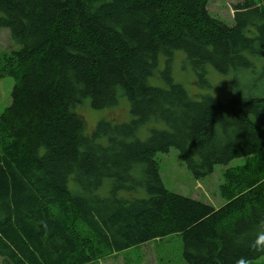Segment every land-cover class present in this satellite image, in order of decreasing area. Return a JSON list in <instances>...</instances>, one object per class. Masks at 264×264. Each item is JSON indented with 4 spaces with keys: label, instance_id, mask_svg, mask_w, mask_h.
Listing matches in <instances>:
<instances>
[{
    "label": "trees",
    "instance_id": "trees-1",
    "mask_svg": "<svg viewBox=\"0 0 264 264\" xmlns=\"http://www.w3.org/2000/svg\"><path fill=\"white\" fill-rule=\"evenodd\" d=\"M208 1L0 0V29L19 45L0 55V80H13L0 114L1 264H83L172 236L186 264L260 258L249 247L264 215L259 163L224 172L218 208L167 191L159 175L156 156L170 149L195 180L264 160V89L194 99L170 76L174 52L202 88L208 68H264V0L236 4L232 26ZM120 98L129 120L88 132L77 108Z\"/></svg>",
    "mask_w": 264,
    "mask_h": 264
},
{
    "label": "rangeland",
    "instance_id": "rangeland-1",
    "mask_svg": "<svg viewBox=\"0 0 264 264\" xmlns=\"http://www.w3.org/2000/svg\"><path fill=\"white\" fill-rule=\"evenodd\" d=\"M242 0H209L207 10L209 14L221 22L232 26L234 18L233 7ZM19 45L10 38L7 29H0V55L18 51ZM165 68L164 58L160 57L156 73ZM256 75L244 71L232 72L228 75H220L212 68H208L206 78L210 88L201 87L195 73L187 64L185 56L181 52H174L170 63V76L174 83L181 85L190 97L199 99L202 95H211L220 100H228L242 95H254L252 90L264 89V68L257 67ZM151 84L163 87L164 83L157 78L151 79ZM257 88H256V87ZM13 80L9 77L0 80V114L10 103V93ZM129 104L125 98H120L115 107L96 111L84 103L77 108V113L85 122L88 132L93 131L94 126L100 120L111 123H122L129 120ZM149 127H152L149 124ZM148 136L146 127L139 132L138 138L145 140ZM156 160L159 164V175L167 191L200 201L204 204L218 208L223 200L218 195V187L223 182V174L229 169H239L247 162L255 165L256 162L264 168V160L235 159L227 165H218L213 173L202 180H195L186 169L180 159L178 151L170 149L167 154H158ZM107 187L99 190V195L106 196ZM1 264V260H0ZM70 264H79L73 260ZM83 264H186L182 258V243L179 237H168L160 242L152 241L136 247L125 253H118L100 260ZM252 264H264V259H258Z\"/></svg>",
    "mask_w": 264,
    "mask_h": 264
},
{
    "label": "clouds",
    "instance_id": "clouds-1",
    "mask_svg": "<svg viewBox=\"0 0 264 264\" xmlns=\"http://www.w3.org/2000/svg\"><path fill=\"white\" fill-rule=\"evenodd\" d=\"M250 249L254 253L262 254L260 259H264V215H261L256 224L255 238L250 242ZM237 264H252L248 259L238 260Z\"/></svg>",
    "mask_w": 264,
    "mask_h": 264
}]
</instances>
